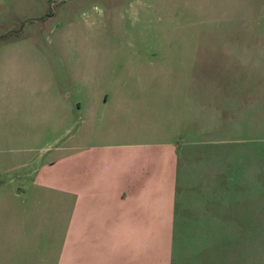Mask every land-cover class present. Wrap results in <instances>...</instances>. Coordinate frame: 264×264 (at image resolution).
I'll return each mask as SVG.
<instances>
[{
	"label": "rangeland",
	"instance_id": "rangeland-1",
	"mask_svg": "<svg viewBox=\"0 0 264 264\" xmlns=\"http://www.w3.org/2000/svg\"><path fill=\"white\" fill-rule=\"evenodd\" d=\"M29 72L156 102L119 126L146 150L184 138L176 260L205 248L207 264H264V0H0V86L13 73L17 86L36 81ZM187 86L200 90L190 89L204 108L197 122L183 111Z\"/></svg>",
	"mask_w": 264,
	"mask_h": 264
},
{
	"label": "crops",
	"instance_id": "crops-1",
	"mask_svg": "<svg viewBox=\"0 0 264 264\" xmlns=\"http://www.w3.org/2000/svg\"><path fill=\"white\" fill-rule=\"evenodd\" d=\"M28 75L36 81L17 86L13 73L0 86V264H207L205 248L175 256L184 138L177 133L158 151L124 141L119 120L135 119L127 110L143 105L126 98L127 86ZM197 87L187 86L183 109L193 121L204 114L200 96L190 99ZM144 103L152 114L156 102ZM116 118L117 131L103 126Z\"/></svg>",
	"mask_w": 264,
	"mask_h": 264
}]
</instances>
